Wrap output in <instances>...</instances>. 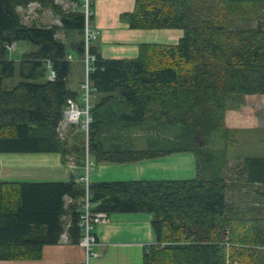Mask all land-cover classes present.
Wrapping results in <instances>:
<instances>
[{
	"label": "trees",
	"instance_id": "1",
	"mask_svg": "<svg viewBox=\"0 0 264 264\" xmlns=\"http://www.w3.org/2000/svg\"><path fill=\"white\" fill-rule=\"evenodd\" d=\"M69 1L72 9L64 11L55 0H0V153H59L76 165L68 181L0 180V261L39 260L44 246L58 244L63 234L80 244L87 190L77 178L86 173L87 159L91 170L93 161L186 152L196 160L194 178L90 182L89 199L108 216L153 215L157 241L145 251L144 264H264V205L228 199L232 191L250 194L264 184V157L229 165V148L238 140L225 123L230 103L264 94V0H135L134 9L121 14L130 28L181 29L183 35L176 43H141L134 58H106L95 39L89 43L95 56L89 78L101 98L92 108L88 146L78 126L64 135L58 130L68 100L81 99L85 80L84 67L79 89L68 85L71 49L84 65L86 54L83 0ZM32 2L51 8L60 23H24L18 7ZM91 10L93 25V1ZM254 17L255 26L234 27ZM60 31L77 40L69 44ZM22 41L36 49L21 56V81L7 89L4 80L17 64L10 47ZM215 135L221 144L213 147Z\"/></svg>",
	"mask_w": 264,
	"mask_h": 264
},
{
	"label": "crops",
	"instance_id": "2",
	"mask_svg": "<svg viewBox=\"0 0 264 264\" xmlns=\"http://www.w3.org/2000/svg\"><path fill=\"white\" fill-rule=\"evenodd\" d=\"M92 1L94 10L93 25L97 30L94 46L103 57L134 58L139 54V45L141 43L163 40L176 43L183 35L181 29L130 28L126 22L121 20V14L126 11H132L135 7V0ZM158 31L166 32L162 40L154 38L159 34ZM18 43L13 44L14 50L19 47ZM72 57V61L82 64V69H77L79 76L76 87L68 84L72 90H77L84 76V64L82 63V58L74 54H72ZM256 96L258 97L254 99L253 123L258 126V130H261L264 126V94ZM100 98L101 94L94 93L93 105ZM230 125V122L227 121V126L231 127ZM143 138L144 136L139 141L142 147L146 146V141ZM27 154L29 155L21 157L20 160L31 161L37 166L36 170L41 172L42 175L45 174L42 173L43 171L48 170L46 162H50L51 158H53L58 170L56 178H41V180H18V178H11L15 180L6 179V181H55L47 179L68 181L69 178L67 177H69V174L64 166L71 161L65 164L59 153ZM257 157H264V153L263 155H257ZM242 159H229V162L232 164V162H238ZM91 160L93 161L94 159L92 158ZM93 162L96 167L90 174L91 182L114 181L116 179L181 180L191 179L196 176L195 157L192 153L186 152L129 163ZM45 165L46 167L44 168ZM43 177L52 176L44 175ZM229 196L228 199L230 198V201L240 203V205L251 200L264 205V184H255L250 194L232 191ZM152 220L153 215L148 212L110 214L106 221L97 224L93 229V232L97 236V243L93 249L98 253V256L92 257L89 264H144L143 256L145 251L151 244L157 241L152 227ZM85 261L86 252L80 244H71L67 240H61L58 244L44 246L43 256L39 260L0 261V264H84Z\"/></svg>",
	"mask_w": 264,
	"mask_h": 264
},
{
	"label": "rangeland",
	"instance_id": "3",
	"mask_svg": "<svg viewBox=\"0 0 264 264\" xmlns=\"http://www.w3.org/2000/svg\"><path fill=\"white\" fill-rule=\"evenodd\" d=\"M64 11H68L72 9L69 0H55ZM38 3V2H34ZM39 4V3H38ZM40 5V4H39ZM35 5V8H29L28 6L24 8H19L18 13L21 20L27 24H36V25H56L58 24L59 15L54 12L51 8L45 7L43 8L41 5ZM41 8V10H39ZM43 8V9H42ZM256 25V19L254 18H247V19H238L236 25L234 27L240 28H247ZM94 28V27H93ZM162 30V29H160ZM154 38L162 40V37L165 36L166 32H160ZM62 39L65 41L70 42L77 40V36L75 34L67 35L64 31H60L58 33ZM97 38V37H96ZM91 42V41H90ZM178 42V41H177ZM96 43V41H94ZM157 43H170L165 40L157 41ZM19 47L16 50L10 51V56L14 60L17 61L16 64V72L15 75L11 78H6L4 80V86L7 89L14 87L18 82L21 81L19 75V64L18 61L20 60L21 56L31 50L36 49V46L28 41L19 42ZM91 44V43H90ZM89 44V45H90ZM72 53L75 54L76 52L71 49ZM82 64L77 61H72L71 73L69 75L68 84L71 86L76 87V83L78 82L79 71L77 69H82ZM85 67V65H84ZM86 70V67H85ZM73 87V88H74ZM259 95V94H256ZM256 95H245L243 97V101L240 103L234 102L230 103V108L226 111L225 114V123L227 125V121L230 122V126L234 127L237 131V143L229 148L228 157L230 160H237L238 158H245L248 156H257L263 155L264 153V126L261 130L257 129V125H254V99L258 96ZM93 101V98H92ZM242 104V105H241ZM144 134L137 132L134 134V137L141 138ZM221 144V139L219 135H215L213 138V143L211 144L213 147L219 146ZM29 155L27 153H0V180H15L11 178H18V180H41V178H56L58 174L57 164L51 158L50 162L47 163L48 170L43 171L44 175L52 176V177H43L44 175L41 174L38 170H36V165L33 164L29 160H20L21 157ZM53 155V154H47ZM39 157V156H37ZM55 157V156H53ZM68 163V162H67ZM66 164V163H65ZM236 161L232 162L234 165ZM69 164H66L64 167L69 174V177L72 175V169ZM46 165L44 166V168ZM96 165L93 163L92 169L90 170V174L95 169ZM42 169V168H40ZM85 170V169H84ZM79 168L77 172L79 174H83L85 171ZM68 179V180H69ZM47 180H57V179H47ZM118 180V179H116ZM91 182V181H90ZM253 191V190H251ZM243 193V191H241Z\"/></svg>",
	"mask_w": 264,
	"mask_h": 264
},
{
	"label": "built area",
	"instance_id": "4",
	"mask_svg": "<svg viewBox=\"0 0 264 264\" xmlns=\"http://www.w3.org/2000/svg\"><path fill=\"white\" fill-rule=\"evenodd\" d=\"M91 0H83V11L85 13V43H86V54L84 56V62H85V80L81 83V99L75 100L73 98H70L68 100V105L64 110L63 119L61 120L59 124L58 130L60 131L61 135L66 134L69 127L72 126H78L85 134H86V145L89 144V132H90V125L93 122V115H92V108H93V95H94V89L91 84L89 73L93 69V61L95 59V56L90 53L89 51V43L90 41H93L97 37V30L93 28V25L91 24V16L93 15V11L91 10ZM35 5H39L38 3H30L28 5L29 8H35ZM40 6V5H39ZM19 8H24L22 6H19ZM36 10V8H35ZM41 10V8H39ZM11 49H14V45L10 47ZM48 66L50 68L49 72V79H54L56 77V72L52 68L50 62H48ZM88 157V155H87ZM87 159L86 163V173L84 175L78 176V180L84 182L86 184V190L87 195L84 199L83 205H82V212H81V218H82V228L84 235L80 241V245L85 249L86 252V261L84 264H89V261L92 257L98 256V253L94 251L93 247L97 243V236L93 232L94 227L106 221L108 219V215L105 212L97 211L96 205L90 201L89 199V183H90V176H89V170H90V163ZM71 169L73 172L76 168V165L74 164V161H71L69 163ZM76 174V172H75ZM71 200L67 198V202H70ZM63 241L67 240L66 234H63L62 239Z\"/></svg>",
	"mask_w": 264,
	"mask_h": 264
}]
</instances>
